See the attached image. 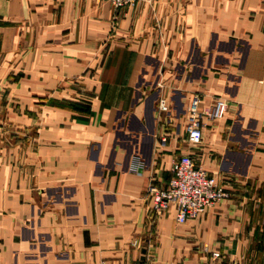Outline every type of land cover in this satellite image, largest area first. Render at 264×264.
<instances>
[{
    "label": "crops",
    "instance_id": "obj_1",
    "mask_svg": "<svg viewBox=\"0 0 264 264\" xmlns=\"http://www.w3.org/2000/svg\"><path fill=\"white\" fill-rule=\"evenodd\" d=\"M180 154L227 192L183 222L145 193ZM263 213L264 0H0V264H259Z\"/></svg>",
    "mask_w": 264,
    "mask_h": 264
},
{
    "label": "built area",
    "instance_id": "obj_2",
    "mask_svg": "<svg viewBox=\"0 0 264 264\" xmlns=\"http://www.w3.org/2000/svg\"><path fill=\"white\" fill-rule=\"evenodd\" d=\"M103 1V0H98ZM114 7L132 5L140 0H105ZM228 106L227 100L222 96H215L210 104L201 105L198 94H192L188 100L184 113V129L189 138L199 139L204 119L212 120L221 117ZM156 108L158 111L168 109V103L162 96L157 98ZM163 139H161V142ZM141 159L135 155L129 169L139 172L142 168ZM171 175L163 187H156L147 183L145 193L149 200V208L157 213L165 210L170 204L174 208L175 220L183 222L187 218L199 216L213 202L224 198L227 194L222 182L213 174H208L199 165L195 164L187 154H180L171 162ZM263 229L264 239V213L259 219ZM134 246L137 241L131 242ZM262 260L264 264V241L262 246ZM213 257H218L216 264H236L235 262L222 258L219 252H212ZM99 264H104L103 260ZM131 264H149L145 259H137Z\"/></svg>",
    "mask_w": 264,
    "mask_h": 264
}]
</instances>
